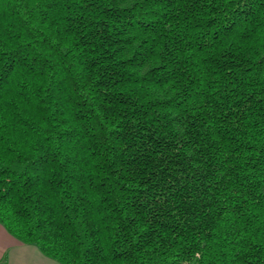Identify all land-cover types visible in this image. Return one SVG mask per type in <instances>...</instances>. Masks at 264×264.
<instances>
[{
  "label": "trees",
  "instance_id": "16d2710c",
  "mask_svg": "<svg viewBox=\"0 0 264 264\" xmlns=\"http://www.w3.org/2000/svg\"><path fill=\"white\" fill-rule=\"evenodd\" d=\"M0 223L58 264H264V0H0Z\"/></svg>",
  "mask_w": 264,
  "mask_h": 264
},
{
  "label": "crops",
  "instance_id": "0c3cea01",
  "mask_svg": "<svg viewBox=\"0 0 264 264\" xmlns=\"http://www.w3.org/2000/svg\"><path fill=\"white\" fill-rule=\"evenodd\" d=\"M5 259L7 264H57L45 257L37 246L25 244L11 235L0 223V263Z\"/></svg>",
  "mask_w": 264,
  "mask_h": 264
},
{
  "label": "rangeland",
  "instance_id": "374dc122",
  "mask_svg": "<svg viewBox=\"0 0 264 264\" xmlns=\"http://www.w3.org/2000/svg\"><path fill=\"white\" fill-rule=\"evenodd\" d=\"M43 255H44V254H43ZM44 256H45V255H44ZM45 257H47V256H45ZM47 258H49V257H47ZM51 260H52V261H55V262L58 264V262H57L56 260H54V259H52V258H51ZM5 261H6V259H5ZM2 262H3V261H2ZM6 263H7V261H6Z\"/></svg>",
  "mask_w": 264,
  "mask_h": 264
}]
</instances>
